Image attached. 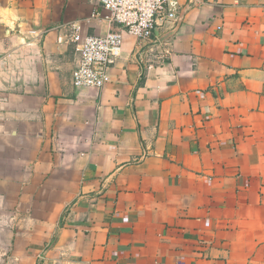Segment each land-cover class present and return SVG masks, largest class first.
Here are the masks:
<instances>
[{
  "label": "crops",
  "instance_id": "1",
  "mask_svg": "<svg viewBox=\"0 0 264 264\" xmlns=\"http://www.w3.org/2000/svg\"><path fill=\"white\" fill-rule=\"evenodd\" d=\"M178 2L95 90L100 4L0 0V264H264V0Z\"/></svg>",
  "mask_w": 264,
  "mask_h": 264
},
{
  "label": "built area",
  "instance_id": "2",
  "mask_svg": "<svg viewBox=\"0 0 264 264\" xmlns=\"http://www.w3.org/2000/svg\"><path fill=\"white\" fill-rule=\"evenodd\" d=\"M100 4L110 26L105 35L82 36L80 27L73 23L66 36L57 38L58 44H72L78 63L72 73V84L77 89H101L108 80L109 70L121 56L124 36L138 41L150 40L162 26L179 25L178 0H93ZM97 17L96 14L93 18ZM47 31L29 34L39 37Z\"/></svg>",
  "mask_w": 264,
  "mask_h": 264
}]
</instances>
